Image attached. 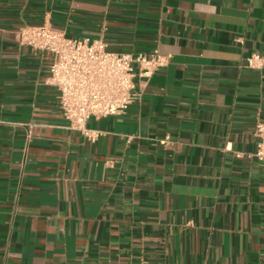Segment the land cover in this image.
Masks as SVG:
<instances>
[{
    "label": "crops",
    "instance_id": "1",
    "mask_svg": "<svg viewBox=\"0 0 264 264\" xmlns=\"http://www.w3.org/2000/svg\"><path fill=\"white\" fill-rule=\"evenodd\" d=\"M47 23L168 64L69 128ZM264 0H0V264H264Z\"/></svg>",
    "mask_w": 264,
    "mask_h": 264
},
{
    "label": "built area",
    "instance_id": "2",
    "mask_svg": "<svg viewBox=\"0 0 264 264\" xmlns=\"http://www.w3.org/2000/svg\"><path fill=\"white\" fill-rule=\"evenodd\" d=\"M20 42L34 51L51 55L49 81L58 91V107L69 128L89 141L97 134L87 125L92 118L125 112L133 102L135 81H147L168 64L157 50L145 53H114L101 41L70 38L49 24L25 25ZM264 65V58L252 54L248 68ZM253 156L264 163V122L255 125Z\"/></svg>",
    "mask_w": 264,
    "mask_h": 264
}]
</instances>
